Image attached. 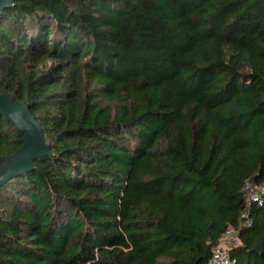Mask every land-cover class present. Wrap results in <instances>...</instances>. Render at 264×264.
I'll list each match as a JSON object with an SVG mask.
<instances>
[{"label": "trees", "instance_id": "obj_1", "mask_svg": "<svg viewBox=\"0 0 264 264\" xmlns=\"http://www.w3.org/2000/svg\"><path fill=\"white\" fill-rule=\"evenodd\" d=\"M12 2L0 93L52 155L0 186V264H209L228 228L264 264V0Z\"/></svg>", "mask_w": 264, "mask_h": 264}, {"label": "water", "instance_id": "obj_2", "mask_svg": "<svg viewBox=\"0 0 264 264\" xmlns=\"http://www.w3.org/2000/svg\"><path fill=\"white\" fill-rule=\"evenodd\" d=\"M13 6L12 0H0V16ZM0 115L15 126L21 137V145L0 163V186L10 179L25 174L34 167L36 160L52 155L44 137L42 125L30 111L28 104H22L13 97L0 93Z\"/></svg>", "mask_w": 264, "mask_h": 264}, {"label": "built area", "instance_id": "obj_3", "mask_svg": "<svg viewBox=\"0 0 264 264\" xmlns=\"http://www.w3.org/2000/svg\"><path fill=\"white\" fill-rule=\"evenodd\" d=\"M245 190V201L247 204L252 202L259 204L262 202L261 195L264 193V187L262 185L247 183ZM226 231L227 232L220 243L214 247L209 264H229L230 261L227 255V246L235 240L236 231L232 228H228Z\"/></svg>", "mask_w": 264, "mask_h": 264}]
</instances>
